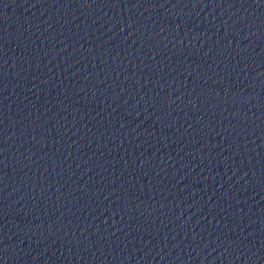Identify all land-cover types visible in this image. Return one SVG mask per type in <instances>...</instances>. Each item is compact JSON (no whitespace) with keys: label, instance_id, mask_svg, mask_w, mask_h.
Masks as SVG:
<instances>
[{"label":"water","instance_id":"water-1","mask_svg":"<svg viewBox=\"0 0 264 264\" xmlns=\"http://www.w3.org/2000/svg\"><path fill=\"white\" fill-rule=\"evenodd\" d=\"M0 264H264V0H0Z\"/></svg>","mask_w":264,"mask_h":264}]
</instances>
